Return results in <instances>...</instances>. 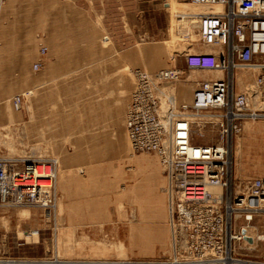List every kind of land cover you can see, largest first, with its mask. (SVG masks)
<instances>
[{
    "label": "built area",
    "instance_id": "1",
    "mask_svg": "<svg viewBox=\"0 0 264 264\" xmlns=\"http://www.w3.org/2000/svg\"><path fill=\"white\" fill-rule=\"evenodd\" d=\"M224 8L199 16L195 49L184 52L188 67L223 73L189 79L174 67L136 68L137 85L126 126L137 151L157 152L169 177L168 201L173 256L127 260L128 264H264V176L238 182L233 173L234 136L248 119H264V0H191ZM211 46L207 49L206 46ZM47 46L41 51L46 52ZM40 62L34 64L38 68ZM256 70L241 87L238 72ZM213 76V75H212ZM177 81L196 85L191 101L175 104L169 88ZM172 90V89H171ZM170 105L163 108V95ZM20 95L14 97L16 105ZM173 101V102H172ZM172 102V104H171ZM220 111L222 120L195 114ZM218 128V137L199 141L198 128ZM55 157L27 159L0 155V203L56 207ZM221 185L220 192L209 187ZM243 223L238 224L240 218ZM263 223L262 227L254 220ZM252 237V240L249 239ZM0 254V264H35ZM123 263V262H122ZM124 264V263H123Z\"/></svg>",
    "mask_w": 264,
    "mask_h": 264
},
{
    "label": "crops",
    "instance_id": "2",
    "mask_svg": "<svg viewBox=\"0 0 264 264\" xmlns=\"http://www.w3.org/2000/svg\"><path fill=\"white\" fill-rule=\"evenodd\" d=\"M106 5L105 0H0V126L10 123L11 108L12 122L23 120L21 128L27 126L29 142H43L62 157L58 190L66 202L91 198L93 187L99 193L102 181L96 176L104 171L101 160L107 155L129 158L132 166L140 164L128 171L134 181L129 198L141 199L138 193H142L147 199L148 184L158 181L149 177L152 160L132 154L126 112L137 85L131 68H141L142 63L162 65L149 61L157 58L161 46L153 44L156 52L147 44H140L142 49L136 45L116 49V37L100 14ZM42 46H47L44 54ZM28 91L34 94L25 95ZM17 94H21L22 111L13 108ZM123 169L116 168L118 177L124 178ZM159 173L157 178H162ZM157 205L153 204V211L143 206L138 208L142 212L136 210L142 216L151 214L156 222L146 235L153 230L161 235L164 222L157 212L156 216L149 213ZM158 206L164 212L160 201Z\"/></svg>",
    "mask_w": 264,
    "mask_h": 264
},
{
    "label": "rangeland",
    "instance_id": "3",
    "mask_svg": "<svg viewBox=\"0 0 264 264\" xmlns=\"http://www.w3.org/2000/svg\"><path fill=\"white\" fill-rule=\"evenodd\" d=\"M190 2L191 0H105L108 6L106 5V9L100 14H104L105 25L116 37V49L122 48L123 45H136L142 49L144 47L141 45L147 44L152 45L149 48L156 52L157 45L153 44L161 46L160 51L156 53L157 58L149 61L157 60L155 63L162 65L152 67L142 63L141 68L153 72L162 67L176 65L184 69L189 79L212 77L211 71L189 68L182 55L184 51L189 50L188 47L186 48L188 44L199 39L198 33L190 31L189 22L184 26L186 22L183 24L177 19L185 16L180 13L197 11V7ZM187 34L188 39L185 37ZM105 35L109 36L108 33ZM135 69V66L131 68L133 75ZM251 76V73H248L249 80ZM26 94L34 93L28 91ZM13 108L15 109L14 105ZM8 109L10 123L0 126V155H21L24 158L51 156L58 158L60 164L62 157L51 152L46 144L39 141L29 142L27 126L24 127L25 129L21 128L23 120L12 122L11 108ZM23 109L24 107L19 110ZM216 128L218 127L198 128L197 139L215 140ZM235 144L233 171L238 181L247 182L254 175H264V120L246 122L239 135L235 137ZM39 146L43 150L41 155L42 150ZM23 147L27 148L29 153L36 154L27 156L23 153ZM132 154H142L152 160L153 170L152 172L149 170V177L152 181L153 178L158 181H154L153 185L148 184L147 199L142 193H138L142 196L141 199L129 198L133 194L131 188L134 186V181L130 177L132 172L129 174L128 171L132 167L140 168V164L132 166L129 158L123 160L119 158L120 156H104L101 160L104 171L98 172L96 176L98 182L102 181L100 186H97L99 193L95 190L96 187H93L91 198H67L66 202L58 191V209L53 210L52 213L40 206L31 210L19 208L20 206L0 205V254L35 258L39 261L35 264H123L122 261L131 259L169 256L171 251L169 201L163 165L158 156L152 152H132ZM120 165L124 168V178L122 175L118 177L116 168ZM157 170L160 171L162 178H157ZM61 173L60 169L59 179ZM84 174L87 175L88 172ZM78 189L81 190L80 185ZM159 201L164 212L160 211ZM72 203L77 204L79 209L76 210ZM156 203L158 205L154 207L155 211L149 213L156 216L157 212L159 214L157 218L164 222L163 226L160 225L161 235L156 230L152 231V235H146L145 233L150 234L149 231L152 230L151 227L156 226L153 225L156 222L151 221V214L146 213L142 216L136 210L141 211L138 208L143 206L146 207L145 211L151 209L153 211V204ZM70 213H72L71 218ZM258 221V219L254 220L262 227L263 223ZM238 222L242 224L244 221L240 219ZM157 224L160 223L157 221ZM32 230L39 231V234L26 238L24 233L28 234Z\"/></svg>",
    "mask_w": 264,
    "mask_h": 264
},
{
    "label": "bare ground",
    "instance_id": "4",
    "mask_svg": "<svg viewBox=\"0 0 264 264\" xmlns=\"http://www.w3.org/2000/svg\"><path fill=\"white\" fill-rule=\"evenodd\" d=\"M192 5H194L195 7H197V11H195V12H191V13H180L181 15H185V16H183V17H179V18H177V19H180V20H178V21H182V23L184 24V22H186L185 24H184V26H187V22H189V29H190V31L191 32H195V33H198V35L200 36V33H199V31L197 30V28L199 27V16L201 15V14H203V13H206V12H210V11H219V10H222L223 8H224V4L223 3H221V2H217V3H215V4H205V3H196V2H193V1H191L190 2ZM167 6H169V3H168V5ZM185 28H187V27H185ZM187 30V29H186ZM185 30V31H186ZM197 34H196V36H198ZM199 36H198V38H199ZM186 39H188L189 38V35L187 34L186 36ZM188 47V49L190 50V49H195V47H194V45H192L191 46V44H188L187 46H186V48ZM207 47H211L210 45L209 46H206V48ZM207 49H209V48H207ZM187 51V50H186ZM40 52L41 53H45V52H42L41 51V48H40ZM185 52V51H184ZM184 53H182V55H183ZM35 67V66H34ZM172 67H174V66H170V68H172ZM168 68V67H167ZM189 68H193V67H189ZM195 69H197V70H199V68H195ZM184 70V69H183ZM255 71L256 70H254V71H252V70H245L243 73L242 72H238V77H239V82H240V80L243 78V82L241 83V87H244V85L245 84H247L248 82H251L252 81V78H253V76L255 75ZM150 72V71H149ZM211 72H214V73H216V75L215 76H212V77H222L223 76V73L220 71V70H216V71H211ZM248 73H251V78H250V80H249V78H248ZM192 74H190V76H191ZM134 76L136 77V74H135V71H134ZM189 77V76H188ZM192 77V76H191ZM192 80H194V79H192ZM195 81V80H194ZM195 82H197V81H195ZM136 83H137V78H136ZM195 87H196V85H195V83L193 82V81H191V82H187V81H177V82H175L172 86H171V89L169 88V90H167L168 92H174V99H173V101H175V104H185L186 102H188V101H191L192 100V97H193V92H194V89H195ZM134 92V91H133ZM133 94V93H132ZM170 97L169 96H167V95H163V108H165L166 107V104H168V105H170V99H169ZM20 99H21V95H20ZM132 99V98H131ZM131 101V100H130ZM172 101V102H173ZM172 102H171V104H172ZM13 105H14V107H15V109H17V110H19V109H21L22 108V105H21V100H20V103L18 104V105H16V103L15 102H13ZM128 107H129V105H128ZM127 110H128V108H127ZM126 114H127V112H126ZM221 116H222V113L220 112V111H209L208 112V114L207 115H205V113H199V114H195V118L197 119V120H203L205 117H207V118H214V120H216V121H221L222 120V118H221ZM257 120H264V119H258V118H256V119H248L246 122H248V121H257ZM245 122V123H246ZM244 123V124H245ZM244 124H243V126H242V129H243V127H244ZM126 128H127V126H126ZM212 128H214L215 129V126L214 127H212ZM199 129H202V127L201 128H199ZM217 129V128H216ZM241 129V130H242ZM241 130L234 136V143L232 144V147H231V150H232V154H234V150H235V137L236 136H238L239 135V133L241 132ZM24 132V131H23ZM127 132H128V130H127ZM24 136H25V134H24ZM22 137V136H21ZM128 137H129V135H128ZM217 137H218V129H217ZM217 137H216V139H217ZM25 138V137H24ZM215 139V140H216ZM26 141V140H25ZM129 141H130V144H131V146H132V149H133V152H135V153H137V152H148V151H144V150H141V151H137V150H135L134 149V147H133V145H132V142H131V139L129 138ZM207 141H212V139L211 140H207ZM24 143V142H23ZM25 145V144H24ZM40 147V150H42V147L41 146H39ZM23 153L24 154H26L27 156H29V155H34V154H36V153H29L28 151H27V148H25V147H23ZM153 154H155L156 156H158V158H159V160H160V162H161V164L163 165V168L165 169L166 167H167V164H164V163H162V159H161V157H160V155L157 153V152H152ZM41 154H43V150L40 152V155ZM38 158H40V157H38ZM56 158V157H55ZM27 159H32V158H27ZM57 160H58V166H57V170H56V178H55V197H56V207H55V211L58 209V198H59V194H58V182H59V168H60V165H59V159L58 158H56ZM233 165H234V162L232 163ZM232 170H233V167H232ZM164 171V170H163ZM233 173H234V171H233ZM164 174H165V172H164ZM166 175V178H167V191H168V189H169V177H168V175L167 174H165ZM264 176V175H263ZM240 179V178H239ZM240 180H242V179H240ZM238 182H243V181H238ZM209 189L212 191V192H220L221 190H222V186L221 185H213V186H210L209 187ZM214 189V190H213ZM215 189H217V190H215ZM0 205L1 206H7V207H12V206H23V205H32V204H27V203H23V204H16V205H13V204H8V203H0ZM34 206H37V205H34ZM241 220H243V218L241 217L240 218ZM169 225H170V234H171V224H170V221H169ZM24 234H26V238L27 237H29V236H37L38 234H39V231H31L30 233H24ZM170 247H171V251H170V255L169 256H166V257H170L171 258V256H173V253H174V250H173V246H172V234H171V244H170ZM15 257H19V258H27V259H20V260H24V261H26V262H28V263H38L39 261L37 260V259H33V258H29V257H21V256H15ZM123 262V261H122ZM124 264H128V261H124L123 262ZM9 264H14V263H12L11 261L9 262ZM55 264H58V263H55Z\"/></svg>",
    "mask_w": 264,
    "mask_h": 264
},
{
    "label": "water",
    "instance_id": "5",
    "mask_svg": "<svg viewBox=\"0 0 264 264\" xmlns=\"http://www.w3.org/2000/svg\"><path fill=\"white\" fill-rule=\"evenodd\" d=\"M250 240H252V237H249Z\"/></svg>",
    "mask_w": 264,
    "mask_h": 264
}]
</instances>
